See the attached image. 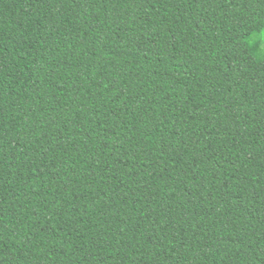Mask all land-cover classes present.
<instances>
[{"label":"trees","instance_id":"obj_1","mask_svg":"<svg viewBox=\"0 0 264 264\" xmlns=\"http://www.w3.org/2000/svg\"><path fill=\"white\" fill-rule=\"evenodd\" d=\"M0 264H264V0H0Z\"/></svg>","mask_w":264,"mask_h":264}]
</instances>
